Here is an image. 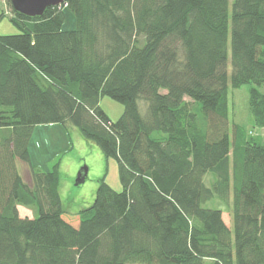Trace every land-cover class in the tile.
<instances>
[{
  "label": "trees",
  "instance_id": "trees-1",
  "mask_svg": "<svg viewBox=\"0 0 264 264\" xmlns=\"http://www.w3.org/2000/svg\"><path fill=\"white\" fill-rule=\"evenodd\" d=\"M8 2L21 31L0 34V264H264V140L228 117L230 86L264 85V0H65L40 16ZM104 95L125 106L116 121ZM249 111L264 127L256 87ZM53 123L115 158L122 190L101 177L69 211L60 163L30 157Z\"/></svg>",
  "mask_w": 264,
  "mask_h": 264
},
{
  "label": "rangeland",
  "instance_id": "rangeland-1",
  "mask_svg": "<svg viewBox=\"0 0 264 264\" xmlns=\"http://www.w3.org/2000/svg\"><path fill=\"white\" fill-rule=\"evenodd\" d=\"M64 11L63 28L74 29L76 27L74 12L67 8ZM12 16V8L8 0H0V34H14L21 31L20 27L12 20ZM253 87L264 93V85L259 86L252 82L239 88L229 87L230 133L233 131V124L239 123L246 132L254 136L258 135L264 140V127L255 126L250 116V91ZM100 105L114 121L119 119L125 108L121 101L109 95L101 97ZM140 108L145 115L147 110L145 102H140ZM29 151L33 165L43 171L51 170L57 162L60 163L61 195L64 206L71 212L72 208H82V206H89L93 203L95 189H92V185L96 184L98 187V178L104 177L114 189L122 190L119 162L113 157L106 158L101 155L98 157L89 146L83 145L76 126L65 128L60 123L36 125L30 138ZM16 164L24 179L29 181V173H31L29 165L20 159H16ZM86 168L88 169L87 178L84 182H78L79 173ZM102 169L103 174H98ZM210 176V174H206L205 182L211 181ZM215 206L226 208L225 217L228 218L231 212L229 206L222 203ZM22 210L34 216L32 209L24 208ZM230 227L233 228V220L232 223L230 222Z\"/></svg>",
  "mask_w": 264,
  "mask_h": 264
},
{
  "label": "water",
  "instance_id": "water-1",
  "mask_svg": "<svg viewBox=\"0 0 264 264\" xmlns=\"http://www.w3.org/2000/svg\"><path fill=\"white\" fill-rule=\"evenodd\" d=\"M65 0H11L13 8L28 16H40L49 6L61 5ZM88 169L82 170L78 182H84Z\"/></svg>",
  "mask_w": 264,
  "mask_h": 264
},
{
  "label": "crops",
  "instance_id": "crops-1",
  "mask_svg": "<svg viewBox=\"0 0 264 264\" xmlns=\"http://www.w3.org/2000/svg\"><path fill=\"white\" fill-rule=\"evenodd\" d=\"M79 130V129H78ZM79 136L81 137V142H82V144L83 145H85V146H89V148L93 151V152H95L96 153V155L99 157V155H101V156H105L104 154H103V152L100 150V148L95 144V143H93V142H91V141H88L83 135H82V133H81V131L79 130ZM103 159H104V157H103ZM70 162V161H69ZM74 161L72 160V163H73ZM75 166H77V165H75ZM60 167H61V165H60ZM88 174V173H87ZM98 174H103V169H102V171H99L98 172ZM22 177H23V175H22ZM24 178V177H23ZM29 178H30V180L29 181H27V180H25L28 184H32V177H31V173H29ZM86 178H87V176H86ZM99 179V178H98ZM96 181V180H95ZM95 189V191H94V193H93V197H95V195H96V190H97V185L96 184H94V185H92V189ZM62 190L60 189V192H61ZM62 194V193H61ZM90 206V205H89ZM85 207H88V206H85ZM27 209L25 206H22V205H18V209H19V212H20V214L22 215V216H29V217H33L31 214H29V213H27V212H25V211H23L22 209ZM82 208H84L83 206H82ZM79 209H81V208H79V207H75V208H72V211L73 212H75V211H78ZM225 212H226V208H224L223 209V219H224V221H225V223L227 224V226L229 227V228H231L230 227V222L232 223V217H231V212H230V214H229V216H228V218H226L225 217ZM209 262V264H212L211 263V261L209 260L208 261Z\"/></svg>",
  "mask_w": 264,
  "mask_h": 264
}]
</instances>
